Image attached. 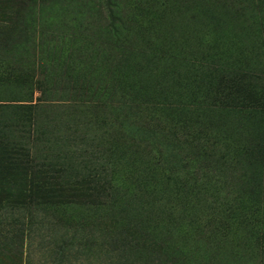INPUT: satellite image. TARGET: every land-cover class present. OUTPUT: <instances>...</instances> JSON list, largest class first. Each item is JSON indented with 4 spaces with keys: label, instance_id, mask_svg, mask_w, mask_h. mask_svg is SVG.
<instances>
[{
    "label": "rangeland",
    "instance_id": "374dc122",
    "mask_svg": "<svg viewBox=\"0 0 264 264\" xmlns=\"http://www.w3.org/2000/svg\"><path fill=\"white\" fill-rule=\"evenodd\" d=\"M3 164L0 264H264V0H0Z\"/></svg>",
    "mask_w": 264,
    "mask_h": 264
},
{
    "label": "trees",
    "instance_id": "16d2710c",
    "mask_svg": "<svg viewBox=\"0 0 264 264\" xmlns=\"http://www.w3.org/2000/svg\"><path fill=\"white\" fill-rule=\"evenodd\" d=\"M9 131L12 130V128L8 129ZM20 139V138H19ZM17 140V136H15L13 133L11 132H7L6 137L4 138L5 144L9 145V148H17V150L14 149L15 153L13 158L9 159V164L8 167L10 168L11 166H13L14 164H12V162H14L16 160V156L21 155L22 156V160L24 161L25 164H28L29 160L28 158H26V156H28V150H29V146L27 145L30 141V138H28L27 136L25 138H23L22 140ZM21 151H24L25 153H21ZM6 168L3 164V166H0V169ZM24 173L26 175H28L27 180L29 181V185L33 184L36 185L38 183V178L35 175V173L32 170H23ZM0 179H5L4 178H0ZM11 178L8 177L7 183H11ZM111 180V178H110ZM4 183V182H3ZM106 184H108V180L105 182ZM82 187V185H80ZM81 187H75L73 190L70 189L72 192H80L81 191ZM107 187H110L109 184L107 185ZM84 188V187H83ZM26 196V195H25ZM20 198L23 196H19L15 194V191H13L12 187H7V185H0V208L2 207V205L10 200V199H14V198ZM26 198V197H25ZM111 259V258H108ZM106 264H108V262H106Z\"/></svg>",
    "mask_w": 264,
    "mask_h": 264
}]
</instances>
